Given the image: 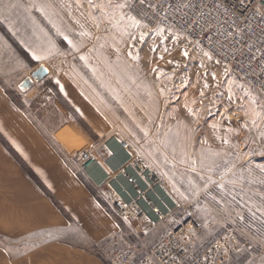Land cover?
Listing matches in <instances>:
<instances>
[{"label": "rangeland", "instance_id": "374dc122", "mask_svg": "<svg viewBox=\"0 0 264 264\" xmlns=\"http://www.w3.org/2000/svg\"><path fill=\"white\" fill-rule=\"evenodd\" d=\"M0 12L15 16L22 41L48 58L37 64L21 55L14 28L0 21V85L8 96L18 102L21 84L39 65L48 75L67 71L104 112L116 139L129 141L131 156L159 172L177 200L192 203L201 226L192 241L196 253L231 230L242 247L227 259H257L251 256L264 247L259 93L180 33L140 23L120 0H0ZM99 193L115 224L111 232L128 236L136 249L132 264H141L168 230L147 232L115 213L106 189ZM61 235L68 242L81 237L73 226ZM106 236L82 244L100 264H115L103 248ZM23 250L21 240L0 236V264H23Z\"/></svg>", "mask_w": 264, "mask_h": 264}, {"label": "crops", "instance_id": "0c3cea01", "mask_svg": "<svg viewBox=\"0 0 264 264\" xmlns=\"http://www.w3.org/2000/svg\"><path fill=\"white\" fill-rule=\"evenodd\" d=\"M17 20L0 12V21L14 28L10 32L18 36L17 44L27 57L44 62L48 58L42 47L22 41L25 30H16ZM88 147L94 149L95 162L92 171L84 173L71 155ZM127 158L118 152L104 112L67 71L34 83L20 93L18 102L0 85V236L23 242V264H100L82 238L97 243L115 224L99 193L106 189L110 195V189L95 183L106 174L113 177ZM175 218L142 225L157 235L165 233ZM68 226L81 237L63 241L61 233ZM191 246L198 254L195 244ZM255 257L252 264H264V247L251 256ZM236 261L231 256L224 264Z\"/></svg>", "mask_w": 264, "mask_h": 264}, {"label": "built area", "instance_id": "2783aa9c", "mask_svg": "<svg viewBox=\"0 0 264 264\" xmlns=\"http://www.w3.org/2000/svg\"><path fill=\"white\" fill-rule=\"evenodd\" d=\"M91 5L95 0H83ZM128 13L147 27L160 26L180 33L188 46L202 48L228 66L234 80L264 98V0H120ZM118 152L128 158L96 181L106 185L115 213L136 225H157L178 213L172 226L142 257L141 264H224L242 245L226 230L207 249L195 254L192 241L200 232L192 203H181L164 177L129 153V141L117 139ZM93 147L72 155L82 172L92 171ZM103 248L115 264H132L136 249L128 236L109 233Z\"/></svg>", "mask_w": 264, "mask_h": 264}, {"label": "water", "instance_id": "95a60500", "mask_svg": "<svg viewBox=\"0 0 264 264\" xmlns=\"http://www.w3.org/2000/svg\"><path fill=\"white\" fill-rule=\"evenodd\" d=\"M48 75V70L43 66L39 65L33 70L30 76L21 84L20 90L25 91L30 88L34 83H38L45 79Z\"/></svg>", "mask_w": 264, "mask_h": 264}, {"label": "trees", "instance_id": "16d2710c", "mask_svg": "<svg viewBox=\"0 0 264 264\" xmlns=\"http://www.w3.org/2000/svg\"><path fill=\"white\" fill-rule=\"evenodd\" d=\"M18 52H19L21 55H23L25 58H27V55L25 54V52H24L20 47L18 48ZM53 90H54V92L57 94L56 89L53 88ZM8 149H9V151H10L15 157H17L16 154H15V152H14L10 147H8Z\"/></svg>", "mask_w": 264, "mask_h": 264}]
</instances>
